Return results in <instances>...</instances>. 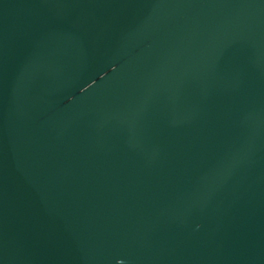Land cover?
Returning a JSON list of instances; mask_svg holds the SVG:
<instances>
[{
  "label": "water",
  "instance_id": "1",
  "mask_svg": "<svg viewBox=\"0 0 264 264\" xmlns=\"http://www.w3.org/2000/svg\"><path fill=\"white\" fill-rule=\"evenodd\" d=\"M0 264H264V0H0Z\"/></svg>",
  "mask_w": 264,
  "mask_h": 264
}]
</instances>
